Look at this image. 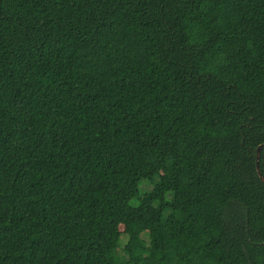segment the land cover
<instances>
[{
  "label": "trees",
  "instance_id": "1",
  "mask_svg": "<svg viewBox=\"0 0 264 264\" xmlns=\"http://www.w3.org/2000/svg\"><path fill=\"white\" fill-rule=\"evenodd\" d=\"M261 177L264 0H0V264H264Z\"/></svg>",
  "mask_w": 264,
  "mask_h": 264
},
{
  "label": "water",
  "instance_id": "2",
  "mask_svg": "<svg viewBox=\"0 0 264 264\" xmlns=\"http://www.w3.org/2000/svg\"><path fill=\"white\" fill-rule=\"evenodd\" d=\"M261 146L262 145H259L258 147H257V158H258V156H259V151H260V148H261ZM256 161H258V160H256ZM257 167V171H258V173H259V176H260V172H259V168H258V165L256 166ZM261 179L264 181V179L261 177Z\"/></svg>",
  "mask_w": 264,
  "mask_h": 264
},
{
  "label": "rangeland",
  "instance_id": "3",
  "mask_svg": "<svg viewBox=\"0 0 264 264\" xmlns=\"http://www.w3.org/2000/svg\"><path fill=\"white\" fill-rule=\"evenodd\" d=\"M143 182H144V181H141V183H140V185H139V189H140V191H142V190H143V187H142V186H143V184H144ZM132 202H133V201H132ZM124 237H125V236H124Z\"/></svg>",
  "mask_w": 264,
  "mask_h": 264
}]
</instances>
